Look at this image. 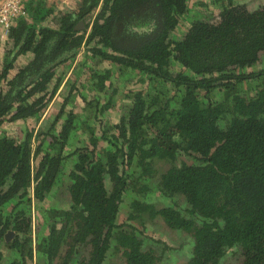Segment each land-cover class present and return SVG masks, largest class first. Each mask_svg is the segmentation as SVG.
Instances as JSON below:
<instances>
[{"label":"trees","instance_id":"obj_1","mask_svg":"<svg viewBox=\"0 0 264 264\" xmlns=\"http://www.w3.org/2000/svg\"><path fill=\"white\" fill-rule=\"evenodd\" d=\"M212 2L25 1L0 56V264H157L125 204L190 237L183 264H264V4Z\"/></svg>","mask_w":264,"mask_h":264},{"label":"rangeland","instance_id":"obj_2","mask_svg":"<svg viewBox=\"0 0 264 264\" xmlns=\"http://www.w3.org/2000/svg\"><path fill=\"white\" fill-rule=\"evenodd\" d=\"M1 1V0H0ZM54 0H47V4L53 8V11L55 14L58 12H67L70 11L71 7H74L75 0H68L67 3L63 0H55V2H51ZM198 1L205 4L206 9H200L197 8V16H205L208 15L209 18H213L217 15L219 10V5L212 2V0H190L191 4L197 3ZM234 4H244L246 8L249 11H254L255 9L259 8L264 4V0H232ZM78 4V2H77ZM204 7V8H205ZM194 9L190 13V15L185 18V21L189 22L191 19H194ZM184 20L179 24L178 28L181 27L183 23H185ZM179 32V31H178ZM5 50V49H4ZM82 53L84 51H81ZM1 56V55H0ZM82 56V55H81ZM79 54L78 59L82 60V57ZM25 60L22 59L19 61V64L23 63ZM115 87L120 92H117V108L114 107L108 114L107 117L110 121H114L119 115H120V108L124 104L123 100H120L121 95L126 91L128 87L122 86V84H115ZM54 106L56 105V102L53 103ZM52 105L50 108L47 109V113L45 114L43 120H45L49 115L50 111L52 110ZM120 107V108H119ZM43 121H39L37 124V129L43 124ZM4 129V127H3ZM85 140V136L79 137V144L82 145L83 141ZM183 158H179L175 166H180V162H183ZM156 168L159 171L166 170L170 163L167 161L157 162ZM53 196V195H52ZM151 201L155 202L159 205L158 202V195L156 192L151 196ZM56 204V205H55ZM56 199L54 198V201L52 199L45 201L43 204L39 205V207H43L42 210H46L50 208V206H56L57 207ZM126 207V204L123 205V208L119 212V222L125 221L132 227H134L137 231L141 232V234L144 236L145 240L143 242V249L144 250H151L154 255L158 258L157 264H183L187 260L188 255V249L190 247L191 239L190 237L182 232V231H172L167 226H165L160 220H154V221H148V220H128V214L130 212L127 209H124ZM32 211L34 212L35 209L32 208ZM34 214V213H33ZM36 218L38 220H41V212L38 211V216L35 212ZM228 253V252H227ZM86 255V254H83ZM122 257L120 253H112L108 260L110 263L117 262L119 258ZM220 264H238L237 262V254L231 255L226 254L225 258L221 261Z\"/></svg>","mask_w":264,"mask_h":264},{"label":"built area","instance_id":"obj_3","mask_svg":"<svg viewBox=\"0 0 264 264\" xmlns=\"http://www.w3.org/2000/svg\"><path fill=\"white\" fill-rule=\"evenodd\" d=\"M26 0L0 1V42L8 40V32L15 20L27 17L25 10Z\"/></svg>","mask_w":264,"mask_h":264},{"label":"crops","instance_id":"obj_4","mask_svg":"<svg viewBox=\"0 0 264 264\" xmlns=\"http://www.w3.org/2000/svg\"><path fill=\"white\" fill-rule=\"evenodd\" d=\"M63 1H65V3L68 2V0H63ZM51 2H55V0L54 1H51ZM77 2H78V0H75L74 7H71L70 10H75V8L77 6ZM7 42H8V40L5 41V42H0V55H2V53L4 52L5 44H7ZM23 59L26 60V58H23Z\"/></svg>","mask_w":264,"mask_h":264},{"label":"water","instance_id":"obj_5","mask_svg":"<svg viewBox=\"0 0 264 264\" xmlns=\"http://www.w3.org/2000/svg\"><path fill=\"white\" fill-rule=\"evenodd\" d=\"M82 28H84V27H83V22H80V23L78 24V26H77V29H82ZM11 236H12V234H11V233H8V234L6 235V239H9Z\"/></svg>","mask_w":264,"mask_h":264},{"label":"flooded vegetation","instance_id":"obj_6","mask_svg":"<svg viewBox=\"0 0 264 264\" xmlns=\"http://www.w3.org/2000/svg\"><path fill=\"white\" fill-rule=\"evenodd\" d=\"M79 1V0H78ZM6 45V44H5Z\"/></svg>","mask_w":264,"mask_h":264}]
</instances>
